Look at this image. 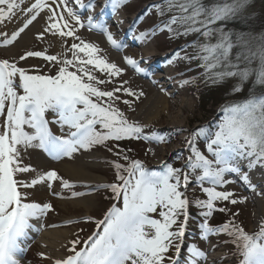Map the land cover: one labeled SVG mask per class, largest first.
<instances>
[{
	"label": "snow or ice",
	"instance_id": "obj_1",
	"mask_svg": "<svg viewBox=\"0 0 264 264\" xmlns=\"http://www.w3.org/2000/svg\"><path fill=\"white\" fill-rule=\"evenodd\" d=\"M110 4L115 13L124 0H110ZM248 5L249 0H158L150 6L160 17L171 14L161 20L159 31L176 38L196 37L185 46L195 49L194 54H184L182 58L200 60L213 83L238 78L233 88L238 93L255 74L253 87L262 89L243 102L225 105L221 109L223 119L215 130L204 126L193 129L186 138L190 154L182 167L161 161V170H155L131 156L133 149L120 143L168 142L169 137L146 131L148 125L130 120L120 107L123 104L134 112L135 103L146 93L123 79L126 67L111 61L99 44L81 34L85 29L100 30L113 48L127 47L103 20L91 14L83 16L84 10L94 11L95 0H0V44L13 45L31 26L42 21L43 28L36 33V39L56 37L62 49L53 54L27 50L18 59H0V264H22L30 247L29 231L54 211L51 202L32 198L37 186L53 190L59 183L72 198L85 195L73 190L78 182L66 179L56 169L42 170L26 164L25 154L40 150L54 161L74 160L97 147L106 148L117 158L110 162L114 180L90 185L108 190L111 206L101 219L84 217L97 226L86 239L74 233L75 238L64 246V255L53 259L41 252L42 259L50 264H206L207 253L196 244L182 256L190 208L195 206L201 209L203 218L199 224L202 239L224 235V242L234 246L235 264H264V219L250 231L238 220L239 211L221 206L224 202L232 206L245 204L249 199L227 188L236 183L233 176L264 198V186L257 191L247 170L259 169L264 175V32L252 37L251 33L225 29L226 22L237 19ZM13 22H18L17 26L8 33L4 29ZM154 31L157 28L139 32L134 38L146 42ZM237 47L239 51L233 55ZM184 51L182 48L172 55L180 59ZM28 58L43 59L48 71L20 66ZM144 59L123 57L135 72L150 76L149 69L141 66ZM254 61H258L255 67ZM172 63L169 58L168 64ZM180 83L186 86L192 79ZM51 125L59 128V134ZM200 140L204 141L203 149L199 147ZM148 153L155 154L152 148L147 149ZM192 183L199 186L205 198L189 196ZM53 195L62 193L53 191ZM216 212L230 216L212 225L210 220ZM66 223L80 221L69 219Z\"/></svg>",
	"mask_w": 264,
	"mask_h": 264
},
{
	"label": "rangeland",
	"instance_id": "obj_2",
	"mask_svg": "<svg viewBox=\"0 0 264 264\" xmlns=\"http://www.w3.org/2000/svg\"><path fill=\"white\" fill-rule=\"evenodd\" d=\"M206 2H209V0H206ZM108 3L110 4V0L108 1ZM144 3H145V0H137V1L135 0L134 3L131 2V4H128V2L126 3V0H125L122 7L124 6L123 8H124V11H126L125 12L126 15L132 16V15H135V13L139 11L141 12L143 11L142 14L145 15L146 13H148V11L145 10L147 9V7L146 8L144 7L145 6ZM148 7L150 9V12L148 13V15L151 16L150 21L153 25L155 26L157 25L156 26L157 31L153 32L151 36V40H149L150 45L152 47L150 48L151 49L150 51L155 52V53H167L169 55L167 51L171 50L174 47V44L179 43V41H176V42L173 41V43H168L167 37L165 36L166 31L161 32L158 30L162 17H158L159 15L154 10H152V8H150V5ZM168 15H171V14H168ZM95 19L98 20V18H95ZM136 20H137V23H141V18L138 17ZM140 26L145 27L144 25H140ZM113 29L115 30L116 27H114ZM225 29L232 30L235 33H240V32L251 33L252 37H256L261 32H264V0H249V5L244 10V12L237 19L226 22ZM36 31H39V28L34 27L30 31L31 38L34 40L33 46L22 47L16 53H12L6 50L0 51V53L5 57L10 56L14 59H18L20 53H22L25 50L26 51L27 50H47L49 54L60 52L62 50L60 42L58 44L55 41L56 37L48 36L50 43L46 42V40H48L47 38L44 41H39L32 34ZM124 31L125 29H123V32ZM148 31H151V30H148ZM82 36L86 40L99 44L98 42L93 41L90 38V36H87L85 34H82ZM188 37L189 38H184V39L185 40L191 39L192 41L196 39L194 35H189ZM252 43H255V41L253 40ZM49 45H51V47H49ZM99 46L105 50V53L108 55L111 61H114L118 63L121 67H126L128 69V72L123 77V79H127L130 77V80H132L134 78L133 77L134 74L132 70H130L127 66H125L121 61H115L112 55L109 54L108 51H106L107 49L105 46L103 47L101 44H99ZM168 47H171V49ZM237 51H239V47L233 49V55ZM194 52H195V49L189 47L187 51L181 54L192 55L194 54ZM138 55H139V52H138ZM167 59L168 58L164 56L163 58H161L159 62L161 64V68H163L162 71L158 73V75L160 76H165V75L168 76L170 74L180 72L179 68H181V65H182L180 60L178 59L177 61V59L174 58L173 63L169 65ZM26 61H28L29 63L27 64L29 66H26L27 68L36 66V67L41 68L45 72L48 71V68L45 67L46 62L41 58H28L27 60L23 62L25 63ZM184 62H187L186 64L189 67L190 65H193L194 63H196V65H198L199 63L200 64L202 63L200 60H191V61H184ZM257 63L258 61H254L252 66L255 67ZM21 65H22V62H20V66ZM199 69H200V75L195 76L194 78L187 77V79H192V83L186 86H182L180 88L178 87L179 92H177L175 96V100L165 97L164 95L160 94L157 91V89L153 88L149 90L150 91L149 94L145 92L146 96L142 98L140 101H137L135 103L134 112L131 111V109H129L127 106L120 104V107L126 112L130 120L139 121L141 124H145V125H151L149 126L150 130L148 131H155L158 128L159 130H162L165 132H168V131L172 132L174 129H178L179 127L177 126H179L180 124H181L180 127L183 128V130H180L177 140L169 142L167 145H165V147L155 148L156 151H154L155 152L154 155L151 153L146 154V151H147L146 145H144L142 141L132 140L129 143L121 144L124 146V148L133 149V152L130 153V155L133 153L139 154L142 159L146 160V164L148 166L150 165V167L152 168L162 167L161 161H164L165 159V161L169 162L170 159H172L174 152L176 153V151H181V150L184 151V149L186 152L185 145H186V138L188 137V132L186 130L191 132L193 127L200 125L202 122H213L214 121V122H217L218 124L223 119L224 114L222 111H220V109L222 108H217V106L219 107V104H217L216 102L220 101L221 99L222 100L224 99L223 101L229 100L230 103H233V102L240 103V102H243L244 99L248 98L251 93L257 92V91H254V89H252V84L255 79V74H253V76H251L249 80L243 84L242 91L236 93L233 91V88L239 82L238 78H228L222 83H213L212 80L210 79V73L206 74V70L203 67H200ZM136 80L139 81V83L137 82L136 87L145 89L144 86L145 84H148L147 81L143 80L142 82L139 78H136L135 82ZM131 84L133 86L134 83L131 81ZM111 86L112 85H107V87L109 88ZM172 88H175V87L172 86ZM168 89L171 90L170 88ZM203 93L204 94L206 93V95L204 96ZM158 94L162 95L167 100L162 101L159 99V102H157V104L154 105L152 97L157 96ZM198 94L201 95L203 101L201 100L199 102L197 98ZM211 97L213 98L212 101L207 102L209 98ZM124 98H127V97H124ZM214 110L215 111L218 110V112L216 114L213 113L214 114L213 115L212 113H210V111L214 112ZM211 115H213L212 118H210ZM192 121L194 122V124L192 123ZM159 134L164 135V136L168 135V133H164V134L159 133ZM182 134L183 135L187 134V135L186 137L183 138L184 140L182 139L184 142L180 143L179 145L178 141L180 140V138H182L181 137ZM109 146H111V143L109 144ZM96 149L97 150L95 151L101 152L102 155H104L106 158L110 157L111 160L113 158H116L113 155V153L108 152L106 148L104 147H97ZM185 152L183 155V159L187 155V153ZM25 159H27L26 156H25ZM78 159L83 160V162L85 163L93 162V165L91 166L90 164L89 166H87V169L96 174L101 173L106 179L105 182H107L108 180H111V177H114L113 168L112 166L109 167L107 165V162L101 161V160L99 161L98 159L97 161H95L94 157H88L86 155H83ZM60 166H61L60 164L55 163V167L58 168L57 170L59 171V173L61 175L62 174L64 175L63 171L60 170ZM105 175H108L109 178ZM65 176L68 177L66 174ZM45 190L46 189L43 188L42 191L41 190L32 191L31 195H32V198L36 199L37 201L39 200L43 202L46 200H50L55 205L54 211H51L47 215L48 224L45 225L46 228L47 227L52 228L53 224H55L56 222L65 220L66 218H69L68 216H75L78 218V217L86 215L85 213L87 212L86 211L87 208L84 205L72 204L70 203V201L68 202V200H65V199L58 200L55 197L49 196V193ZM62 191L65 193L64 196H66L67 195L66 193L69 192L68 190H64V189ZM108 193L106 194V196L108 195ZM236 193L239 195H243L240 191H237V190H236ZM244 194L245 195L243 196H247L245 191H244ZM94 195L96 197L97 204L95 207L91 208L89 212L90 214L100 217V215H102L105 212V209L109 207V200L107 198L109 196L106 197L104 194L99 193V192ZM68 196H70V193ZM256 200H259V201L263 200V203H264V198H261V199L257 198L254 201H252L249 198L247 203L245 204H238L236 206H232L231 204H228L226 202L227 204H223V205H227V208L230 207L229 209H231L232 212L239 211L240 216L238 217V220L244 224L247 230L251 231L256 228L257 222L260 221L259 218L261 219L262 217V219H264V207H263L262 214L261 212L258 213L257 212L258 206L255 205ZM71 218L72 220H74L73 217ZM92 225L94 226L93 223ZM81 226L83 230L90 229V222H86L85 225H81ZM65 227L71 233L69 234V236H67L66 238L67 240L64 246L68 244V241L75 238L74 233L81 232V227L78 224H67L65 225ZM57 228H60V227H57ZM87 231H90V230H87ZM80 237H82V234L80 235ZM226 239L227 237L224 235H217V237L214 238V242L209 243L208 248L205 249V251L207 253V257H211V261L207 259L206 264H226V263L235 264V258L232 255L234 251V246L231 243H225L224 241ZM39 240H40V237L36 241L37 244L35 248L33 249V251H30L37 255H39V253L41 252H46L45 247L43 246L42 243L39 242ZM197 243H199L198 245H200L201 247H204L203 245H206L204 244V242H200V241L199 242L197 241ZM186 244L187 243H184V247H186ZM64 246L62 248L61 247L57 249L55 248L53 250V253L60 252L61 250L62 252L61 254L64 255L66 251ZM27 257H29V255H27ZM212 257H214V259H212ZM220 257L222 258L220 259V261H218V259L215 260V258H220ZM224 257H227L226 259H229V260H226ZM29 261L31 262V259L25 257L23 258L22 263L28 264Z\"/></svg>",
	"mask_w": 264,
	"mask_h": 264
},
{
	"label": "bare ground",
	"instance_id": "obj_3",
	"mask_svg": "<svg viewBox=\"0 0 264 264\" xmlns=\"http://www.w3.org/2000/svg\"><path fill=\"white\" fill-rule=\"evenodd\" d=\"M88 0H85V3H87ZM95 3H97V1L95 0ZM103 3V1H102ZM101 6V5H100ZM98 10L100 9V7L97 8ZM96 9V10H97ZM105 9L102 8L100 9V11H104ZM87 10H84L83 13L85 14ZM133 19V16H129V15H126V14H121V17H113L112 14L110 13L109 15V22L112 23L113 25H115L118 29V31H121V29H126L130 27L131 25V22ZM17 23L18 22H13V23H9L7 25V28L5 29L8 33H11L17 26ZM34 27L36 28H39V31L42 30L43 28V23L42 21L41 22H37L35 23L33 26H31L25 34H22V36L18 39L17 42H15L13 45H9V46H5L3 50H6V51H10L12 53H16L19 51V49H21L22 47H30V46H33V39L31 38V34H30V31L31 29H33ZM39 31H36L34 33H32L35 37H36V33H38ZM84 31V34L87 35V36H90V38L95 41V42H98L99 44H101L103 46V44H108L109 46H106V51H108L109 54L112 55V57L115 59V61H121L122 63H125V61L123 60V57L121 56V53L119 50H123L124 52H130V54L135 57L138 52L140 50L143 51V56L145 59L144 61H147L148 59L150 60L149 64H150V68L151 69H154L156 66H157V62L159 63V58H162L164 55L163 53H155V52H151L150 48L151 45H147V43H136V45H139V46H135L133 44L131 45H127L126 48H123V49H116V48H113L106 40V35L105 34H101L100 33V30H96V29H93L91 31L85 29L83 30ZM114 33V32H113ZM115 36H117V32L114 33ZM127 34V33H126ZM48 39L46 40V42L50 43L49 42V37L46 36L45 39ZM123 39H128V37L125 35L123 37ZM55 41L59 44V41L57 38H55ZM121 41V40H120ZM122 42V41H121ZM57 44V45H58ZM143 46V47H140V46ZM59 46V45H58ZM105 46V45H104ZM137 58V57H135ZM156 70V69H155ZM173 74L170 75V77H172ZM168 77V76H167ZM132 79V78H131ZM135 77L130 80V77L127 78V80H130L132 81L134 84V88L137 86V82L139 83V81L136 80L135 82ZM139 79L143 82V80L147 81L146 79L144 78H141L139 77ZM158 81V79H157ZM176 81H179V79L176 78ZM169 82V81H167ZM148 84H145V91L149 94L151 89H157V91L164 95L165 97L167 98H170V99H174L175 100V96L178 92L177 89L175 90H172V91H169L168 90V86L165 87V86H162L160 83L159 84H155V83H149L147 81ZM166 89L167 91H162L161 89ZM158 94L157 96H153L152 97V100H153V103L154 105L157 104V102H159V99L160 100H167L165 99L162 95ZM150 123V122H149ZM181 124L177 127H180ZM174 134L172 133L171 134V137H170V140H175L174 138ZM162 147H165V146H162ZM82 155V154H81ZM45 155H42V156H36L34 157L35 158V165L38 166L39 168L41 167V164L43 163H46L45 160L46 158L44 157ZM80 155H78L79 157ZM86 156L88 157H96V159H99L100 157H102L103 155L99 152L98 154H89V153H86ZM78 157H76L73 161H68V160H65V161H61L59 164L61 165L60 166V170L63 171L64 175L66 174L68 177H69V180H72V181H76V182H87V183H102L104 181H106L105 177L101 174V173H94V172H91L87 169V166H89L91 164V166L93 165V162L92 163H85L83 162V160L81 159H78ZM80 158V157H79ZM48 161V160H46ZM243 163H246V162H243ZM243 163H242V166H243ZM55 169H58L55 167ZM250 173V176L252 178V181L254 184H256L258 186L257 188V191L260 190V186H264V175H262L261 171L259 169H256V170H251V169H247ZM232 179H236V183H233V184H230L229 187L234 189V190H242L243 193L244 191L246 192L247 196L252 200L254 201L255 199L260 198L259 195H257L256 193L252 192L250 189H248L244 183H242L239 179H237L236 177H231ZM234 187V188H233ZM70 201V203L72 204H79V205H84L86 208H87V212L85 214H88L90 213V209L95 207L96 204H97V201H96V197L95 195H87V196H83V197H76L74 199H69L68 202ZM256 206H258V209H257V212L262 214V211H263V207H264V203H263V200H256ZM262 216V215H261ZM69 218L71 217H75V216H68ZM262 219V217H261ZM259 218V220H261ZM35 230V229H33ZM71 232L67 229V228H56V229H48V230H45L41 236V239H40V243L43 244V246H45V249H46V252L47 255L49 257H52L53 259L56 258V257H59V256H62V252L60 250V252H54L53 253V250L56 248H59V247H63L64 246V243L65 241L67 240V236H69ZM53 255V256H52ZM30 258H32L33 260H31L34 264H50V261L48 260H43L41 257H39L38 255L36 254H30L29 256Z\"/></svg>",
	"mask_w": 264,
	"mask_h": 264
},
{
	"label": "trees",
	"instance_id": "obj_4",
	"mask_svg": "<svg viewBox=\"0 0 264 264\" xmlns=\"http://www.w3.org/2000/svg\"><path fill=\"white\" fill-rule=\"evenodd\" d=\"M200 99H201V97H200Z\"/></svg>",
	"mask_w": 264,
	"mask_h": 264
}]
</instances>
